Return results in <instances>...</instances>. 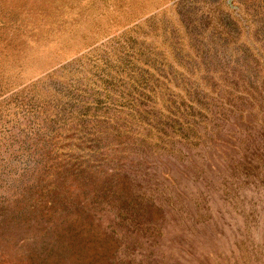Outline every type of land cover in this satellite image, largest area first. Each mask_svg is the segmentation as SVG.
I'll list each match as a JSON object with an SVG mask.
<instances>
[{
    "label": "rangeland",
    "instance_id": "374dc122",
    "mask_svg": "<svg viewBox=\"0 0 264 264\" xmlns=\"http://www.w3.org/2000/svg\"><path fill=\"white\" fill-rule=\"evenodd\" d=\"M0 264H264V0H0Z\"/></svg>",
    "mask_w": 264,
    "mask_h": 264
}]
</instances>
